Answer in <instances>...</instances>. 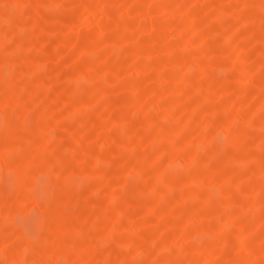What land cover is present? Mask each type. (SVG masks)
I'll return each instance as SVG.
<instances>
[{
    "label": "rangeland",
    "instance_id": "obj_1",
    "mask_svg": "<svg viewBox=\"0 0 264 264\" xmlns=\"http://www.w3.org/2000/svg\"><path fill=\"white\" fill-rule=\"evenodd\" d=\"M0 264H264V0H0Z\"/></svg>",
    "mask_w": 264,
    "mask_h": 264
}]
</instances>
